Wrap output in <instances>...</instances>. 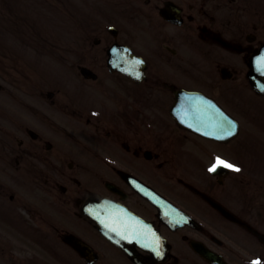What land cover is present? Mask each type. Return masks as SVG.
<instances>
[{
    "label": "flooded vegetation",
    "instance_id": "flooded-vegetation-1",
    "mask_svg": "<svg viewBox=\"0 0 264 264\" xmlns=\"http://www.w3.org/2000/svg\"><path fill=\"white\" fill-rule=\"evenodd\" d=\"M88 25L92 33L79 38L75 51L78 67L96 77L79 70L76 86L51 87L46 79L30 86L15 133L6 140L0 134V214L3 197L15 199L21 189L14 188L22 187L39 189L49 211L38 230L28 227L30 233L44 232L45 261L38 262L30 243L33 253L27 256L19 246H3L0 226V264H264L260 236L190 187L261 229L258 183L249 180L245 166L212 175V159L228 157L226 143L181 128L170 114L181 91H200L223 104L246 81L259 94L247 80L249 59L264 57V0H95ZM140 74V82L131 78ZM174 142L194 149L173 156ZM8 152L15 160L12 170L5 168ZM179 157L191 165L179 164ZM183 169L192 181L179 175ZM5 172L13 174L11 181H4ZM146 192L159 193L192 219L171 228ZM103 198L150 221L166 241L135 224L115 222L107 238L84 213L90 201ZM167 210L172 221L180 219ZM5 254L12 261L3 262Z\"/></svg>",
    "mask_w": 264,
    "mask_h": 264
},
{
    "label": "rangeland",
    "instance_id": "rangeland-1",
    "mask_svg": "<svg viewBox=\"0 0 264 264\" xmlns=\"http://www.w3.org/2000/svg\"><path fill=\"white\" fill-rule=\"evenodd\" d=\"M7 1L11 6L12 3L17 5L15 9V15L11 14V7H3L0 4V25H24L23 20L28 19L31 21L30 16L33 15V25H49L50 38L59 39L60 36H65L64 42L71 38L72 34L75 33L76 28L74 25H79V14L80 11L88 10V7L84 5L87 0H3ZM29 15H28V13ZM31 13V14H30ZM31 23V22H30ZM32 24V23H31ZM57 43L56 41H51ZM7 46L15 47L14 43L8 42ZM72 42H66L65 46L69 47ZM11 51V50H10ZM13 52V51H11ZM28 51L20 50V54L28 57ZM68 58H71V63H75V59L69 56L68 51L66 52ZM246 103L250 104L249 101ZM227 108L234 110L232 105L224 104ZM252 117V116H251ZM249 125V121H246ZM251 124V123H250ZM250 126V125H249ZM257 130V127H255ZM257 139V138H256ZM255 139V140H256ZM231 149L238 148L237 145L230 147ZM242 149V146L239 147ZM242 153H236V156H243L246 161H255L257 167L262 171L260 177L261 182L264 183V145L261 147H255L246 143V147Z\"/></svg>",
    "mask_w": 264,
    "mask_h": 264
},
{
    "label": "snow or ice",
    "instance_id": "snow-or-ice-1",
    "mask_svg": "<svg viewBox=\"0 0 264 264\" xmlns=\"http://www.w3.org/2000/svg\"><path fill=\"white\" fill-rule=\"evenodd\" d=\"M258 64L260 65V70L262 73H264V58H261L260 61H258ZM214 107V105L212 106ZM222 115V114H221ZM226 125V127H225ZM218 128H220L223 131V136H232L235 134L236 131V126L233 122L227 120V118H224L218 125ZM223 138V137H220ZM228 168V169H232L234 171H240L239 168H237L236 166H234L233 164L217 157L215 163L213 164V166L211 168H209L210 172H215L217 170V168ZM252 264H262V262L260 260H255L252 262Z\"/></svg>",
    "mask_w": 264,
    "mask_h": 264
}]
</instances>
